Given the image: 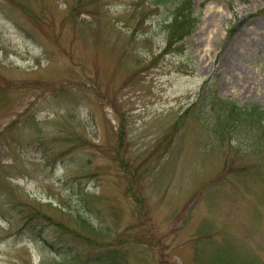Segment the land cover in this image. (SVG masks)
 <instances>
[{"label": "rangeland", "instance_id": "rangeland-1", "mask_svg": "<svg viewBox=\"0 0 264 264\" xmlns=\"http://www.w3.org/2000/svg\"><path fill=\"white\" fill-rule=\"evenodd\" d=\"M175 4L0 0V264H264V156L194 116L264 106V0Z\"/></svg>", "mask_w": 264, "mask_h": 264}, {"label": "trees", "instance_id": "trees-1", "mask_svg": "<svg viewBox=\"0 0 264 264\" xmlns=\"http://www.w3.org/2000/svg\"><path fill=\"white\" fill-rule=\"evenodd\" d=\"M177 1L155 0L156 3L170 2L173 4L176 2L172 16L166 22L169 46L178 41H183L194 31L199 21L192 14L191 0ZM199 100L201 108L198 110V114L194 110V116L200 117L205 112L210 115L212 121L207 127L212 131L218 143L223 144L226 141V144H231L233 141H245L244 147L237 145V152L244 151L251 155L264 156V106L259 103L241 104L230 98H222L216 92H213V95L205 92ZM188 114L189 110H186L173 121L170 129L171 136L174 135L175 130L185 124L184 120ZM86 223L89 222L86 220ZM103 259L104 257L101 256L94 258L97 262ZM110 263L112 264L111 259ZM227 264H232L230 258Z\"/></svg>", "mask_w": 264, "mask_h": 264}]
</instances>
